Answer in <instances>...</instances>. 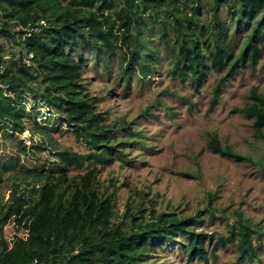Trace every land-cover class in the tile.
I'll return each instance as SVG.
<instances>
[{
	"label": "trees",
	"instance_id": "trees-1",
	"mask_svg": "<svg viewBox=\"0 0 264 264\" xmlns=\"http://www.w3.org/2000/svg\"><path fill=\"white\" fill-rule=\"evenodd\" d=\"M259 66L264 0H0V264H214L229 247L225 264L260 260L264 233L238 208L227 235L198 230L228 212L217 193L190 213L137 200L122 211L99 180L101 168L136 167L133 153L152 147L136 119H109L102 105L115 90L168 78L200 93L214 71L215 104L232 79ZM92 68L106 74L103 90L92 88ZM243 113L264 141L258 87ZM68 133L88 151L55 138ZM207 148L252 161L217 134Z\"/></svg>",
	"mask_w": 264,
	"mask_h": 264
},
{
	"label": "rangeland",
	"instance_id": "rangeland-1",
	"mask_svg": "<svg viewBox=\"0 0 264 264\" xmlns=\"http://www.w3.org/2000/svg\"><path fill=\"white\" fill-rule=\"evenodd\" d=\"M88 76L95 90L108 85L105 73L92 68L88 69ZM219 79L213 71L200 93H196L190 86L166 78L155 81L152 87H133L127 94L115 90L111 100L102 105L111 111L110 120L120 116L136 119L152 146L133 153L140 162L136 167L115 161L101 168L99 180L103 189L109 194L116 193L120 210L125 209L127 202L137 200L156 204L161 209L180 206L190 213L204 205L210 193H217L218 206L228 212L220 215L223 220L207 219L198 230L215 233V237L227 235L229 224L236 220L232 210L238 208L254 224L259 223L257 229L264 233V172L260 168V162L264 161V141L254 138L252 121L243 113L252 87L264 92V67L255 73L247 70L236 76L218 102L212 104V92ZM169 92L175 96L168 95ZM147 109L150 113L144 116ZM211 134H217L222 145L252 161L237 163L213 153L207 148ZM29 136L27 131L21 138L29 143ZM55 138L79 153L88 151L72 134H55ZM88 168L71 173L84 174ZM218 253L214 264H225L234 257L232 247ZM174 260L179 264L178 258ZM245 264H264V252L260 260Z\"/></svg>",
	"mask_w": 264,
	"mask_h": 264
},
{
	"label": "built area",
	"instance_id": "built-area-1",
	"mask_svg": "<svg viewBox=\"0 0 264 264\" xmlns=\"http://www.w3.org/2000/svg\"><path fill=\"white\" fill-rule=\"evenodd\" d=\"M32 264H39V262L38 261H34Z\"/></svg>",
	"mask_w": 264,
	"mask_h": 264
}]
</instances>
